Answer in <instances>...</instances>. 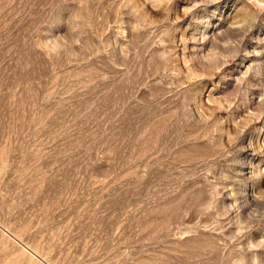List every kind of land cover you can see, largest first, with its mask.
<instances>
[{"label": "rangeland", "instance_id": "374dc122", "mask_svg": "<svg viewBox=\"0 0 264 264\" xmlns=\"http://www.w3.org/2000/svg\"><path fill=\"white\" fill-rule=\"evenodd\" d=\"M0 264H264V0H0Z\"/></svg>", "mask_w": 264, "mask_h": 264}]
</instances>
